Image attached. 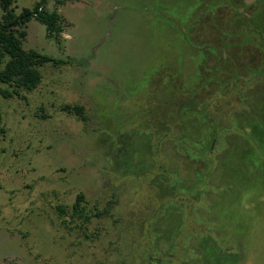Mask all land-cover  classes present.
Instances as JSON below:
<instances>
[{"label": "rangeland", "instance_id": "374dc122", "mask_svg": "<svg viewBox=\"0 0 264 264\" xmlns=\"http://www.w3.org/2000/svg\"><path fill=\"white\" fill-rule=\"evenodd\" d=\"M35 1L15 0V11ZM231 2L47 0L62 16L57 39L26 22L24 48L70 62L42 65L21 96L0 95V264H264V71L205 92L216 135L171 104L198 67L218 68L196 44L218 32L212 9L231 30ZM261 10L252 23L264 46ZM249 48L240 59L264 58ZM161 64L178 69L181 89L154 76ZM222 66L242 70L229 58ZM64 103L81 104L86 119ZM79 192L91 212L114 200L110 213L72 217Z\"/></svg>", "mask_w": 264, "mask_h": 264}, {"label": "trees", "instance_id": "16d2710c", "mask_svg": "<svg viewBox=\"0 0 264 264\" xmlns=\"http://www.w3.org/2000/svg\"><path fill=\"white\" fill-rule=\"evenodd\" d=\"M46 1L47 0H37L31 7L23 6L20 12L17 13L14 6L15 0H0V83L6 84V86L0 85V95L3 97H11L13 95L21 96V90H31L36 87L42 78L40 67L45 63L51 62L52 64H61L70 62L69 58L64 59L59 56H53L39 51L36 48H24L22 45V39L26 34L24 26L26 22L32 17L44 24L47 36H53L56 39L59 37V34L62 31V16L55 8L51 10L47 9L45 7ZM209 12L212 13V18L214 14L213 9ZM196 24H198V21ZM190 37L192 36H188L189 40ZM201 41H205L204 46L207 45V40L201 39V44L197 43L196 45L199 47L202 46ZM223 45L225 47H228L225 43H223ZM224 49L226 51H229V49L227 48ZM219 58H221V62L219 63L218 68H216L215 70L204 68L203 70H201L200 67H198L196 71L199 74V78L195 81V84H191L190 86H188L186 92L182 91V93H186V96L180 99V94H178V97L176 98L177 100L175 99V101H171L172 105L173 103H176V105L174 106H176V109L180 113V116L184 115L183 117L185 118H189L190 120L198 119L201 122H203V120H209L208 122H210V126L212 127L214 135L217 134V132H215L216 130L213 127V121L215 119L213 116H210L211 113L208 109L209 101L206 98H203V96L206 91H210L211 86H214V88L217 89V91L215 92L216 95H222L223 91L229 90L228 87H230L231 85L230 79H232V82H234L235 76L237 75V70H227L226 67L222 66L229 58V54H227V56L224 55L221 49ZM229 60L231 61L230 58ZM166 70L168 72V75H170L172 85L174 87H180L181 89V76L178 69L172 66H167ZM226 73L228 75V79L227 77L222 78L221 75H226ZM234 84L232 86L234 88H237V83L234 82ZM61 108L69 113L73 112L79 115L82 119H86V116L83 113V106L81 104L64 103ZM172 115L176 114L173 113ZM3 131L4 128L1 125L0 113V132ZM167 136V133L161 135V137L163 138ZM175 138L180 139V142H182L184 145H186L185 143H189L187 141L189 139L187 138L181 136ZM214 138L215 137H213L212 139ZM159 144L160 142L157 140L153 152L155 157H157L159 151ZM190 148L188 150H190ZM209 148L210 145L207 146L206 144L201 143V148L199 149V151L202 150L203 154L204 150ZM156 164H158V160L156 161ZM160 167L162 169L161 171L166 172V165H160ZM83 200V193H77L74 202L71 205L70 213L72 217L79 218L83 222L89 221L92 215L100 216L106 213L109 214L110 204L114 202V200H110L107 207H104L102 209L96 208L95 211L91 212L85 209L86 206L83 204ZM57 207L61 212H66L63 206L57 205Z\"/></svg>", "mask_w": 264, "mask_h": 264}, {"label": "flooded vegetation", "instance_id": "af4514ba", "mask_svg": "<svg viewBox=\"0 0 264 264\" xmlns=\"http://www.w3.org/2000/svg\"><path fill=\"white\" fill-rule=\"evenodd\" d=\"M228 7L231 17V19H229L231 30L229 31L218 22L220 13L214 12L211 19H214V27L220 34H218L217 32L212 40H207L206 46H204L205 41H202L201 47L209 48L217 56H219L221 49L222 53L224 55H227L224 48L229 49V53H227L229 54V58L231 59L232 63L235 64V66H239L240 68H242L239 73L236 72L237 75L235 76L234 82L237 83L238 79L251 76L252 74H255L254 72L264 71V58H261L260 62H257L252 58H239L241 55H243V48H246L248 51V49H250L249 47H251L250 53L253 52L252 47H255L256 50L260 52V55H264V46L260 43V41L257 42L256 39H254L255 35H253L254 26H256L257 24L252 23L254 21L253 16L258 14L260 11H262L261 9L264 8V0H233L230 4H228ZM246 16L250 17V19L247 20ZM238 18H241V21L240 24H238V28H235L232 26V23L235 22L234 20ZM255 29L257 36H260L261 30L259 29L258 25ZM232 30L235 33L234 37H231L232 35H229L230 33H232ZM246 38L250 39L251 41H242ZM223 43H225L228 47H225ZM163 65L164 64H161L159 68L154 70L155 77H157L158 74H168L166 70L167 66ZM155 77H153L152 79H156ZM230 81L232 82V79H230Z\"/></svg>", "mask_w": 264, "mask_h": 264}]
</instances>
